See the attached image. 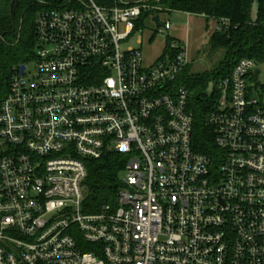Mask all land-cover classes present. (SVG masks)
<instances>
[{
    "label": "built area",
    "instance_id": "2783aa9c",
    "mask_svg": "<svg viewBox=\"0 0 264 264\" xmlns=\"http://www.w3.org/2000/svg\"><path fill=\"white\" fill-rule=\"evenodd\" d=\"M162 2L40 1L34 69H15L0 103V264H264L258 63L218 81L204 119L216 153L196 152L185 44L150 65L123 48ZM108 155L123 178L96 207L87 166Z\"/></svg>",
    "mask_w": 264,
    "mask_h": 264
},
{
    "label": "trees",
    "instance_id": "16d2710c",
    "mask_svg": "<svg viewBox=\"0 0 264 264\" xmlns=\"http://www.w3.org/2000/svg\"><path fill=\"white\" fill-rule=\"evenodd\" d=\"M40 1L16 0L11 5V0H0V103L8 92L14 70L33 59L36 46L34 20L43 8ZM251 4L252 0H163L161 3L167 14L178 12L203 16L207 23L216 21L221 28L209 38L210 51L223 52L220 65L196 74L191 72L189 65L177 82L190 93L189 109L195 119L193 143L195 151L200 154L213 156L216 153L213 133L204 121L206 115L215 110V94H207L209 84L212 83L213 90H216L218 81L227 77L242 58L264 63V0H260L255 24L250 18ZM222 20H227L228 26H223ZM118 161V157L108 155L88 164L84 184L90 204L97 207L114 202L121 184Z\"/></svg>",
    "mask_w": 264,
    "mask_h": 264
},
{
    "label": "rangeland",
    "instance_id": "374dc122",
    "mask_svg": "<svg viewBox=\"0 0 264 264\" xmlns=\"http://www.w3.org/2000/svg\"><path fill=\"white\" fill-rule=\"evenodd\" d=\"M156 14L159 16L160 24L170 21L171 29L169 32H158L156 25L152 21V17ZM201 17L204 18L203 16ZM210 22L213 23L210 26L212 29H209L208 26L206 30V25H204L203 20L200 18H188L185 14L178 12L169 14H167V12L152 13L140 18L135 32L123 48L140 50L144 59V64L150 65L157 60L164 59L165 56L169 54V42H181L186 46L188 58L191 62V72L196 74L210 71L219 66L224 58L221 50L214 53L210 51L209 38L216 30V28H214V23L215 27L217 26L216 21L211 20ZM25 66L27 72H32L34 69L33 59L27 62ZM258 70L261 72L258 82L259 85L263 87L264 63H258ZM252 96L261 99L260 92L254 93ZM122 178L123 175L120 174L119 179ZM83 191L86 199H88L86 193L87 187L85 184H83Z\"/></svg>",
    "mask_w": 264,
    "mask_h": 264
},
{
    "label": "water",
    "instance_id": "95a60500",
    "mask_svg": "<svg viewBox=\"0 0 264 264\" xmlns=\"http://www.w3.org/2000/svg\"><path fill=\"white\" fill-rule=\"evenodd\" d=\"M16 0H11V5L15 2ZM51 2L54 3H61L64 0H49ZM259 6H260V0H252V4H251V12H250V18H251V22L253 24H255L258 20V13H259ZM153 22L156 25L157 28H159L161 25L158 22L157 18H153ZM25 70V66H21L20 67V73L23 74ZM259 75H260V70L256 69L253 72V90L256 91L259 85L258 79H259ZM213 90V84L210 83L208 90H207V94L211 95Z\"/></svg>",
    "mask_w": 264,
    "mask_h": 264
},
{
    "label": "crops",
    "instance_id": "0c3cea01",
    "mask_svg": "<svg viewBox=\"0 0 264 264\" xmlns=\"http://www.w3.org/2000/svg\"><path fill=\"white\" fill-rule=\"evenodd\" d=\"M182 14H185V13H182ZM188 18H194V17H196V18H200V19H202L203 20V22H204V25H206L205 26V29L207 30L208 28L209 29H212V28H210V26L213 24L212 22H206L205 21V19L204 18H202L201 16H194V15H190V14H185ZM209 26V27H208ZM208 27V28H207ZM214 28H215V23H214ZM179 40V39H178Z\"/></svg>",
    "mask_w": 264,
    "mask_h": 264
}]
</instances>
